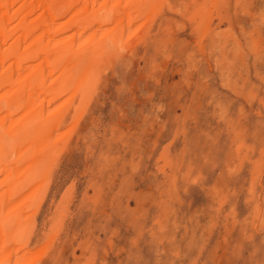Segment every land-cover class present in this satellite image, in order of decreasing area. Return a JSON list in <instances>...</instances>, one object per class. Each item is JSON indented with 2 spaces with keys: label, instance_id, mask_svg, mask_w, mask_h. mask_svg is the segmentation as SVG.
<instances>
[{
  "label": "rangeland",
  "instance_id": "1",
  "mask_svg": "<svg viewBox=\"0 0 264 264\" xmlns=\"http://www.w3.org/2000/svg\"><path fill=\"white\" fill-rule=\"evenodd\" d=\"M150 2L25 189L36 264H264V0Z\"/></svg>",
  "mask_w": 264,
  "mask_h": 264
},
{
  "label": "bare ground",
  "instance_id": "2",
  "mask_svg": "<svg viewBox=\"0 0 264 264\" xmlns=\"http://www.w3.org/2000/svg\"><path fill=\"white\" fill-rule=\"evenodd\" d=\"M145 3L156 5L150 0H0V264H34L42 257L27 253L28 243H18L37 213L31 208L39 182L46 183L51 170L40 168L61 153L64 113L85 89L92 61L113 52L105 51L108 43L137 35ZM30 184L38 189L27 199Z\"/></svg>",
  "mask_w": 264,
  "mask_h": 264
}]
</instances>
